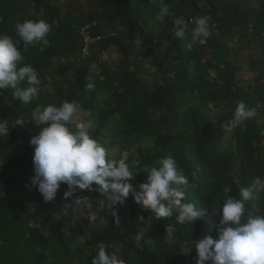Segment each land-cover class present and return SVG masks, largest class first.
<instances>
[{
	"label": "trees",
	"instance_id": "16d2710c",
	"mask_svg": "<svg viewBox=\"0 0 264 264\" xmlns=\"http://www.w3.org/2000/svg\"><path fill=\"white\" fill-rule=\"evenodd\" d=\"M54 1L0 0V34L19 40L15 25L25 20H43L50 25L49 43L44 51H40L41 45L25 47L22 41L18 46L24 58L22 63L36 71L43 92L24 104L13 96L14 89L1 90L0 119L8 122L10 131L6 137H0V264H92L100 243L109 246V251L125 264L193 261L196 252L188 253L187 243L215 236L225 200L223 188H231L230 195L238 199L241 187L249 186L256 177L264 180V122L252 118L232 129V151L224 152L220 145L225 143L222 127L233 118L238 102L247 106L264 104V0H255L257 7L249 15L239 14L237 0H205V8L199 0H164L169 11L162 22L156 19L163 6L161 0H92L91 11L80 15L59 9ZM201 16L210 17L209 22L224 37L223 32L236 30L243 37L245 30H251L248 44L258 48L257 58L253 56L254 49L244 59L237 52L234 54L226 42L209 37L204 45L196 44L174 60V54L167 51L174 21L182 18L188 29L193 26L188 19ZM91 23L95 25L90 34L101 38L92 47L91 57L82 60L78 54L79 32ZM236 42L235 51L239 53L247 42ZM145 43L151 45L148 63L157 77L167 79L165 84L149 85L139 76L143 70L141 62H147L142 57ZM111 48L120 58L111 62V71L101 79L90 67L95 62L103 69L97 57L109 53ZM201 48L208 49L209 57L201 55ZM243 60H247L248 72L253 74L251 80L243 79L239 73ZM68 72H72L73 82L65 79ZM52 73L56 78L47 90V77ZM89 77L95 84L92 90L86 87ZM102 92L108 97L100 101ZM183 93L187 94V101L183 100ZM64 101L77 103L97 120L91 135L101 144L120 133L114 131L118 119L129 125L122 132L125 137L141 142L152 135L153 148L137 152L139 164L132 172L133 187L138 190L146 182L148 170L159 167L161 159L174 157L178 169L192 175L183 202L200 208L202 218L192 226L177 224L176 213L166 220L153 217L149 222L150 210H143L129 195L115 206V217L105 207L97 212L95 221H75L67 213L64 185L54 202L45 203L36 189L27 187L34 171V150L29 141L44 127L36 124L32 113L37 107L60 105ZM211 111L215 122L210 121ZM18 119L23 125H15ZM168 126L175 127L177 133L165 131ZM117 145L111 141L109 148ZM145 160L149 163L145 164ZM236 163L239 189L228 178ZM143 166L145 172L141 174ZM92 194L94 208L102 200L107 203L99 192ZM251 214L264 215V191L246 202L242 222ZM141 216L145 218L143 223L138 221ZM105 219L106 224L94 228ZM169 224L176 229L172 239L166 236ZM86 233L88 240L81 242ZM137 236L141 237L140 247Z\"/></svg>",
	"mask_w": 264,
	"mask_h": 264
},
{
	"label": "clouds",
	"instance_id": "9594fccd",
	"mask_svg": "<svg viewBox=\"0 0 264 264\" xmlns=\"http://www.w3.org/2000/svg\"><path fill=\"white\" fill-rule=\"evenodd\" d=\"M163 6L159 9L156 19L163 21L168 14V5L161 0ZM210 17L194 18L190 42L186 48L193 45H204L211 35ZM173 39L186 41L187 24L182 18L174 21ZM50 25L43 20H25L17 22L15 32L20 38L14 40L8 35L0 34V90L14 89L13 96L24 104H29L37 98L40 80L36 71L23 64V56L18 46L22 41L25 47L41 45L44 51L49 41L47 35ZM87 89L92 90L95 84L89 77ZM26 84L25 87H20ZM81 107L75 102L64 101L60 105L37 107L32 117L37 125H44L40 132L33 136L29 143L33 146L32 164L34 175L30 186L35 187L45 203L54 202L61 186H66L64 199H71L73 210L77 213H87L90 221L97 219L96 213L105 207L117 215L115 206L122 204L131 195L135 204L143 210H150L156 220L170 218L176 213L177 224H190L200 220L203 211L193 203H184L188 178L178 169L174 157H166L159 161V167L148 170L146 182L137 188L131 181L133 174L128 163L129 154L122 153L119 160L109 158V150L91 133L95 128L92 119L79 120L77 114ZM90 115V113H86ZM256 116V111L249 108L243 101L237 103L233 118L226 125L232 130L246 120ZM15 125H23L22 120H16ZM9 124L0 119V137L9 133ZM136 160L133 166L138 165ZM95 186V187H94ZM99 192L105 197L98 208H94L92 200L83 192ZM225 200L220 211V219L215 236L189 241L188 253L193 246L196 252L195 264H264V215L251 214L246 222H242L245 212V202L254 199L255 194L264 191V180L253 179L249 186L241 187L239 198L230 195L231 188H223ZM145 222L143 216L138 218ZM176 229L173 225L166 226V236L174 238ZM137 247H140V236H137ZM92 264H125V261L109 251L104 243L98 245V252Z\"/></svg>",
	"mask_w": 264,
	"mask_h": 264
},
{
	"label": "rangeland",
	"instance_id": "374dc122",
	"mask_svg": "<svg viewBox=\"0 0 264 264\" xmlns=\"http://www.w3.org/2000/svg\"><path fill=\"white\" fill-rule=\"evenodd\" d=\"M91 1L92 0H55L53 2V4L65 12H70L72 14L80 15V14L89 13L91 11ZM199 1H200L199 3H201L202 7L205 8L207 6V3L205 0H199ZM237 2H238V6H239V14H242V15L252 14V11L257 7L255 0H237ZM30 13H33L32 9H30ZM192 25L193 26H190L186 30V36L188 37V39L186 41H181L178 43L177 40H174L173 38H171L170 44L167 48V51H170L172 54H174V60H177L182 52L189 50L186 48L185 45H186V43L190 42V40H191L192 29L195 27L194 24H192ZM209 25H210V29H211L210 37H214L220 41L226 42L228 44V47H230V50L234 54L237 52L238 57H241L244 59H246L247 57H250V52H251L250 49L251 50L254 49L253 44L251 46H250V44H248L249 41L252 39V35H253L251 33V30L245 28L247 30L244 29L245 31H244L243 37L236 30H231V31L225 32L226 34L223 32V34L226 37L225 38L224 36L220 35L218 29L214 28L210 22H209ZM238 39H241L242 41L247 42V45L245 46L247 48L244 47V49L239 53H238V51H235L237 49V42L236 41ZM139 43H140V41L137 42V44H139ZM144 45H145V47H144V50L142 52V57H144L147 62L143 63L140 61L143 65V70L139 74L140 78L144 82H146V84H149V85H157L159 83L165 84L167 82V79L164 77H157L155 74L156 73L155 69L152 68L150 66V64L148 63L147 58L149 57L151 45L149 43H145ZM195 45H193V46H195ZM238 48H239V44H238ZM200 52L204 58H207L210 55L208 49H206V48H201ZM257 55H258V48L254 49V51H253V56L255 59L257 58ZM119 58H120V56L115 52V50L113 48H111L109 50V53L102 54V55H99L97 57V62L103 64V69H101L99 67V64L97 65L95 62H93L91 67H90V71H92L96 75H99V77L102 79V78L106 77L108 75V73L111 71V69H112V63L111 62L117 61ZM130 61L132 64H135L133 57H130ZM242 64L243 65L240 67L239 73L243 74L242 75L243 79L251 80L253 78L252 77L253 74H250L248 72L247 60H243ZM55 78H56V76L53 73L47 77L48 84L45 87L47 90L51 89L52 80L54 81ZM65 79L69 82H73L72 72H68L65 76ZM42 92H43V87L39 86L38 93H42ZM181 95L183 97V100L187 101V99H188L187 94L183 93ZM197 95H199V94L197 93ZM0 97H3V93L1 90H0ZM107 97H108L107 94L105 92H102L99 96V99H100V101H102V100L106 99ZM43 107H45V106H42L41 108H43ZM164 115L166 116V113ZM210 115H211L210 121L215 122L216 116H213V111L210 112ZM254 118H256V120L261 124L264 122V118H263L262 114L259 112H256V116ZM77 119H79V120L92 119L94 121V124L97 122V120L95 118L91 117L90 115H86V113L84 111H81L77 114ZM117 121H118V124L115 126L114 131L119 130L120 133H118L115 136V139L112 140L111 136H109L103 142V145L109 150V158L110 159L119 160V157H121L122 153L127 152L129 154L128 163L134 162V161L139 159L137 156L138 150H151L153 148L154 137L152 135L149 134V136L144 138L141 142H137L135 139L125 137L122 134L123 131H126L128 129L129 125L127 123H122L119 119ZM165 131L177 133V129L173 126H168L165 129ZM222 131L225 134V143L220 144V145H221L224 152H230L233 149L232 148L233 131L227 130L225 126L222 127ZM263 136H264V133H263ZM111 141L117 142L118 145L115 148H109ZM144 163L147 164L149 162H148V160H145ZM134 167L135 166H133V163L130 164V170L132 172L134 171ZM179 170L188 178L189 184H191V180H192L191 173L187 172L186 170H181V169H179ZM237 170H238V163H236V166H232V169L228 174V178L239 189V185H238L239 174H238ZM141 171H142L141 174H143L145 172V166H143V169ZM33 175H34V171L32 172V174L29 176V178L27 180V187H29L31 189H36L35 187L30 186V179L32 178ZM80 194L88 196L89 199L92 200L91 201L92 204L94 203L95 199L93 197L92 192H83ZM238 194H239V192H238ZM71 204H72V200L68 199L67 200V213H69V215L72 217V219H74L75 221H79L80 219H89L87 213L75 212L73 210V206ZM220 207H221L220 204H218V208H220ZM245 207H246V202H245ZM246 209H248V207ZM107 221L108 220L105 219L101 223L95 224L94 228H96V229L100 228L102 225L106 224ZM43 231L45 233V232H47V229L45 227H43ZM88 238H89V234L86 233V235L83 236L80 239V241L85 242L88 240ZM187 251H188V248H187ZM191 252H195L194 246H193V249ZM195 260H196V258L193 261L188 262L187 264H195Z\"/></svg>",
	"mask_w": 264,
	"mask_h": 264
},
{
	"label": "built area",
	"instance_id": "2783aa9c",
	"mask_svg": "<svg viewBox=\"0 0 264 264\" xmlns=\"http://www.w3.org/2000/svg\"><path fill=\"white\" fill-rule=\"evenodd\" d=\"M194 18H189L188 22L189 24H193L191 23V21ZM95 23H91L88 25L83 26L80 29L79 35L81 37V47H80V51H79V56L82 60H86L88 58L91 57V50L92 47L100 40V36H92L90 34V29L92 28V26H94ZM212 26L215 28V25L212 24ZM249 108H253L255 109L256 112L261 113L264 116V104L261 102H256L254 105L252 106H248Z\"/></svg>",
	"mask_w": 264,
	"mask_h": 264
}]
</instances>
